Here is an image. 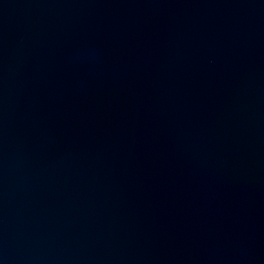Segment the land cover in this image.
<instances>
[{
    "label": "water",
    "instance_id": "95a60500",
    "mask_svg": "<svg viewBox=\"0 0 264 264\" xmlns=\"http://www.w3.org/2000/svg\"><path fill=\"white\" fill-rule=\"evenodd\" d=\"M0 264H264V0H0Z\"/></svg>",
    "mask_w": 264,
    "mask_h": 264
}]
</instances>
